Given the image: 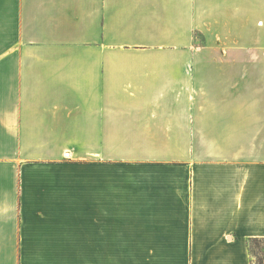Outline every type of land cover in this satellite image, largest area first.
Returning <instances> with one entry per match:
<instances>
[{
  "label": "crops",
  "instance_id": "obj_1",
  "mask_svg": "<svg viewBox=\"0 0 264 264\" xmlns=\"http://www.w3.org/2000/svg\"><path fill=\"white\" fill-rule=\"evenodd\" d=\"M216 29L254 49H178ZM167 55L193 66L145 100L164 123L96 115L108 59ZM262 92L264 0H0V264H253ZM119 139L172 140L145 153L182 162L119 161Z\"/></svg>",
  "mask_w": 264,
  "mask_h": 264
},
{
  "label": "rangeland",
  "instance_id": "obj_2",
  "mask_svg": "<svg viewBox=\"0 0 264 264\" xmlns=\"http://www.w3.org/2000/svg\"><path fill=\"white\" fill-rule=\"evenodd\" d=\"M245 14H248V12H246ZM246 30H249V28L247 27ZM231 32L232 30L230 29V35H227L229 33H221L220 29H216L213 33H204L201 31H197L195 32L194 42L183 44L182 47L178 49L186 50L188 52H212L214 56L218 57V59H208V62L213 63L214 61L217 62L218 65H221V59L219 58V55L227 51L249 52L254 49L253 47H247L239 44L237 41H235V37H230L232 35ZM130 40H133V38ZM149 48L152 50L157 49L156 47ZM149 48L134 47V49ZM160 49L174 50L177 48H175V46H173L172 44H167L164 47L162 46V48ZM187 60L188 59L186 57L174 55L154 57L151 56L148 58H141L138 56H117L116 58H112L111 60L108 59V61H112L113 63L116 62L119 70L117 71L118 74H113V76H111L112 81L111 79L108 80L104 78V74H106L104 72L101 73V76H96V82H98L99 86V93L97 92L95 95L100 96L99 99L101 103V108H96V115L98 114L101 119L103 118V121H106L108 123H116L118 130L121 128V126L124 125L126 121H133L137 119H149L151 121L156 119L154 123H164L165 119H167V113H165L161 108L146 106L144 102L149 98H153L155 95H160V93L157 92L161 89L162 82L172 81L173 75H167L166 73L171 72L173 74H177L178 69H181L182 66L183 68L187 66H193L189 64ZM102 62L103 60L101 59H86V67L91 69L96 68V71L99 72L102 70L99 67H103ZM107 63L108 64H106L105 66L113 70L114 68L112 65L114 64L110 65V62ZM250 65H252L250 67L259 66V64L254 65V63H251ZM132 70H134L135 73L138 74L131 73ZM262 96L264 97V92H262ZM107 100L110 101L108 104L113 105L112 107L104 106V101ZM115 104H117L116 108ZM134 107H139L140 110H133ZM164 141L165 140L160 139H119L118 160L120 161L124 158H129L130 160L137 159L138 161H143L145 159L146 161L152 162H182L181 158H179L180 156L172 154V152L169 155L162 156V158H159L157 156H150L149 154L145 153L150 147L159 148L164 145H172V140H166L165 143ZM189 141H193L192 143H195L197 149H199L197 151L198 156H195L196 161L204 160L206 158V155L203 153L202 148L208 144L206 140H187V142ZM164 157L168 158L164 160ZM251 243L252 249H256L257 246L261 248L260 251L255 250L257 251V256H255L254 253L251 254L253 264H259V259H263L264 261V239H259L257 243Z\"/></svg>",
  "mask_w": 264,
  "mask_h": 264
},
{
  "label": "trees",
  "instance_id": "obj_3",
  "mask_svg": "<svg viewBox=\"0 0 264 264\" xmlns=\"http://www.w3.org/2000/svg\"><path fill=\"white\" fill-rule=\"evenodd\" d=\"M259 240V238H253V239H251L250 241H249V251H250V253L251 254H255V256H257V251H255V250H258V251H260L261 250V248H259V246H257V248L256 249H252V243L251 242H255V243H257V241ZM264 249V248H263ZM259 253V252H258ZM263 259H259V264H263Z\"/></svg>",
  "mask_w": 264,
  "mask_h": 264
}]
</instances>
